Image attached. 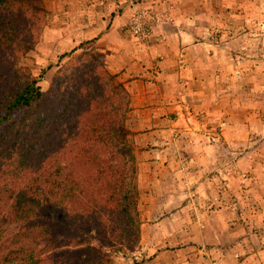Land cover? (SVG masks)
<instances>
[{"label": "rangeland", "instance_id": "374dc122", "mask_svg": "<svg viewBox=\"0 0 264 264\" xmlns=\"http://www.w3.org/2000/svg\"><path fill=\"white\" fill-rule=\"evenodd\" d=\"M104 1L107 0L102 2ZM108 1L106 5L110 4ZM248 1L250 5H253L255 0H225L223 4L218 5H216L217 2H213L214 6L207 8L208 16L213 17L210 18L212 20L210 29L217 36L225 38V41L231 42L229 57L231 56L230 59L234 60H230L232 66L228 70L231 76L226 75L225 78L220 80L216 78L212 82L216 88L221 86L220 89H226L227 95H230L225 110L233 116L234 121L227 129L230 132L225 133V136L222 137L224 130L220 124L217 125L216 121V125L209 127L212 133V136H209V142L201 141L206 145L210 144L214 148V151L208 155L209 161L212 163L211 166L201 167L202 177H198L196 174L199 168H195V166L182 167L183 160L185 162L193 159L197 160L201 155H194L189 151L188 153L185 152L188 144L194 143L191 136L178 137L174 134L173 138L170 137V140L171 138L174 139V144L178 147L169 143L164 144V147L168 148L166 154L163 155L165 158L155 157L156 155L152 154L155 157L154 161L163 159L166 162L165 167L150 168L148 166L141 171L138 170L134 184L131 187L129 206L132 217L140 228L139 240L135 244L134 250H131L128 246L134 235L133 227L126 225L125 221L117 219V216L115 222H110V220L108 222L109 217L112 216L110 215L107 216L106 222L112 226V231L108 233L107 229L101 231L102 229H98L95 225H80L82 229L77 227L68 228L70 233H66V235H64V228L60 229L59 233L54 232V239L62 241V245H64L60 248L59 253L55 255V258L60 257L61 259L54 260L64 264H92L89 255L98 257L99 249L102 247L100 243L104 245L102 251L107 254V257L112 258L115 264H147L152 259L160 257L161 254L165 255L166 251L177 252L182 249L184 241L181 244H176L172 237H177L178 240L182 241L189 234L193 235L192 232L185 231V227L188 226L191 230V220L195 219L197 221L198 219L199 215H196L195 207H200V202L195 200L194 192L197 190L198 184L203 182L204 186L200 187L199 191L207 204L201 202L204 208L210 207L212 204L211 199L214 201L218 199V197L214 199L216 192L221 193L225 187L227 190L231 188L238 193L237 196L228 199L229 206L243 213L241 219H245L249 225L244 227L247 237L243 242L244 245L238 249L237 252L239 253L237 255H241L240 259H264V40L262 38L260 42L259 36L257 43H261L262 51L260 50V53H256L254 49L248 52L239 48L240 45L244 47V43L246 46V42L249 43L250 41L249 38L241 42L238 41L239 37L245 35L244 33L249 34L259 31L264 37V7L260 9L262 16H259L256 10L258 8H255L254 13H252V15H255V12L258 14L255 19L256 23H254L255 20L251 23H244L243 16L247 17L248 12L246 11L248 7L245 8L244 6L248 4ZM71 2L73 4L69 6ZM141 2L142 0L127 2L128 5H125V7L130 10L132 3H135L142 8ZM92 3L95 5L101 2L97 1L95 3V0H92ZM238 3L240 6H238ZM72 6L73 9L76 8V1L48 0L45 3L48 11L47 15L38 18L28 14L23 18L16 17L17 21L13 25V31H15L14 34L17 33L18 39L11 45L0 47V113L6 109L7 104L12 101L17 93L22 92L33 81H37V86L41 88L47 97L34 109L19 112L14 117L17 119L16 125L30 128L31 123L37 118H44V126L51 124L49 130L55 131L52 135V141L55 140V142L59 141L61 133H68L70 130V126L63 123V120L61 121L68 113L67 107L74 103L73 111L75 112L87 108V102L84 101L83 94L79 95L77 93L78 87L76 84L79 83L81 74L88 73L90 75L92 73L93 76H97L100 70L96 67V70L92 72V67L98 60L102 63L104 61L103 57L94 50L97 40L95 35L93 37L89 36L88 41L79 42L77 40L81 27L78 20L84 18L82 11L86 10L83 9L80 13V9L73 11ZM89 11L91 14L86 17H93L99 12V8H91ZM72 12L76 15H73ZM107 13L109 11H106L105 16L108 15ZM131 14L133 15V13ZM251 18L254 19L255 16ZM93 21L95 23L96 19H92ZM3 30L8 32L10 29L3 27ZM227 38L229 39L226 40ZM250 43L255 47L254 40ZM29 46H33V49L25 52ZM240 51L243 54H240ZM86 53L90 55L82 57ZM104 64L107 67L105 62ZM78 66L83 67V70L75 71ZM110 73L117 76V81L123 84L129 94V98L123 95L125 99L121 101L122 105H120L118 98L116 105L122 106L117 116L121 119L126 115V125L130 130L128 121H130L131 112L133 111V97L126 83L117 74ZM87 81L89 82V79ZM139 97L142 96L139 95ZM129 100L130 104L126 105ZM137 105L138 110H140L142 103L138 101ZM216 105L221 110V104ZM127 108L129 110L126 111ZM62 113L64 114L59 119ZM136 114L137 116H144L143 111ZM219 114V112L214 113V115ZM244 117L246 118L244 119ZM244 121H246L245 126H243ZM239 123L242 126H239ZM178 125L180 124H173L171 128L177 129ZM56 128H62V131L54 130ZM17 130L21 131L20 135L26 136L29 134L28 129L18 127L11 128L9 132L13 136H17ZM6 136L4 134L1 141L2 145L8 144ZM212 139H216V141H210ZM16 140H18L17 137L13 142ZM129 140L137 154L138 149L135 145L134 134L129 137ZM223 142L228 144V152L222 151ZM205 168H208L207 171ZM157 174L160 176H156ZM224 174L227 178L224 176V180H222ZM213 176L216 177L213 178ZM209 178L211 179L207 180ZM208 181L212 184H209ZM224 181H227V184L230 182V186L225 185L223 187L222 184H218V182ZM165 183L167 184L162 186V192L167 194L166 189H169L172 192L170 199L157 198L158 196L165 197L158 191L156 192ZM189 194L191 195L189 196ZM184 203L189 207L183 213L184 222H181L182 217L180 215H176L174 218L172 217L171 221L162 225V229L152 227V225L158 223L160 218L170 217V214L164 216L159 211L164 212L165 209H168L175 213L177 209L184 207ZM235 218L238 220L237 216ZM178 222L181 223L177 226ZM256 225H258L257 229H255ZM250 226L254 227L248 230ZM10 228L20 229L19 226L13 225ZM80 239H86L87 242L80 244ZM166 239H169L170 242H163ZM42 247L44 246H40L39 249L42 250ZM185 247H188V244ZM172 255L174 256V253ZM178 257H180L179 254ZM3 263L8 264L6 260Z\"/></svg>", "mask_w": 264, "mask_h": 264}, {"label": "crops", "instance_id": "0c3cea01", "mask_svg": "<svg viewBox=\"0 0 264 264\" xmlns=\"http://www.w3.org/2000/svg\"><path fill=\"white\" fill-rule=\"evenodd\" d=\"M72 1H76L75 9H80V13L83 9L86 10L82 11L84 18L78 20L81 27L77 40L79 42L88 41L89 36H96L95 52L103 57L108 70L117 74L126 83L133 97V111L128 125L134 134L135 145L138 149L136 156L139 170L148 166L150 168L165 167L166 162L163 159L154 161L157 156L165 158L163 155L166 154L168 148L164 147V144L169 143L174 146L175 140L172 139L174 134L178 137L188 135L193 138L194 143L188 144L185 149L187 151H184L201 156L197 160L187 162L183 160L182 167L195 166L199 168L196 174L202 177L201 167L211 166L208 155L214 151V148L201 141L209 142V136H212L209 127L216 125V121L217 125L220 124L224 130L221 137L230 132L227 129L234 121L233 116L225 110L230 95H227L226 89L221 90V86H217L219 88L217 90L212 84L213 79L220 80L226 75L231 76V73H228L232 66L231 56L229 57L231 42L225 41V38L217 36L210 29L212 27L210 18L213 17H209L207 11L209 6H214L213 2H217L216 5H218L223 4L225 0H142V8L149 9L155 21L151 38L146 44H139L124 33V28L131 23L132 16L131 9L129 10L125 5L127 6V2L134 0H107L110 2L109 5H106L107 1L102 2L103 0H95V3L101 2L95 5L92 0ZM253 2V5H250L248 1V4L244 6L250 9L246 10L248 11L247 17L245 15L244 18L242 17L244 23L253 22L258 14L262 16L260 9L264 7V1L255 0ZM69 4L71 6L73 3ZM136 6L138 7L137 4ZM238 6H240L239 3ZM91 8H99V12L93 17H86L91 14L89 11ZM255 8H258L256 9L258 14L255 12V15H252ZM106 11H109L110 15L107 13L108 15L105 16ZM253 16H255L254 19L251 18ZM94 18L95 23L92 22ZM244 34L238 38V41L249 38V43L255 41V47L252 43L246 42V46L244 43V47L240 45L239 48L248 52L254 49L256 53H260L261 43L258 44L257 41L259 36L260 42L264 40L262 34L259 31ZM239 53L243 54L241 51ZM138 101L142 103L140 110L137 108ZM219 103L221 110L216 105ZM139 111H143V117L142 115L137 116L136 113ZM216 112L220 114L214 115ZM176 123L180 125L177 129H172L171 125ZM245 124L246 121L243 126ZM239 126L242 125L239 123ZM170 137H172L171 140ZM210 141H216V139ZM175 146L178 147V145ZM221 147L223 152H228V144L223 142ZM152 154L156 156L153 157ZM207 169L205 168L206 171ZM222 176V180L224 176L227 178L225 174ZM217 179L220 180L219 177ZM166 184L156 190L165 197L158 196L157 198L170 199L172 192L169 189H166L167 194L162 192V186ZM209 184L212 183L209 182ZM218 184L224 187L225 185L230 186L231 183L227 184V181H224ZM202 186L204 182L198 184L194 192L195 200L200 202V207H195L196 215H199L198 219L197 221L191 220V230L188 226L185 227V231L192 232L193 235L189 234L182 241L177 237H172L176 244L184 241L182 249L177 252L166 251L165 255L161 254L160 257L152 259L147 264H264V259H240L241 255H237L238 249L244 245L243 242L247 237L244 227L249 225L245 219H241L243 213L229 206L228 199L237 196L238 193L231 188L227 190L225 187L221 193L216 192L214 199L217 197L218 199L215 201L211 199V206L204 208L201 202L207 204L199 191ZM208 198L210 200L209 194ZM188 208L184 203V207L177 209L175 213L168 209L164 212L159 211L164 216L170 214V217L160 218L158 223L152 227L162 229V225L171 221L176 215H180L181 222H184L183 213ZM243 208L245 209V206ZM181 222H178L177 226ZM251 227L254 226L247 229L251 230ZM169 239L163 242H170ZM187 244L188 247H185ZM178 254L180 257L177 258Z\"/></svg>", "mask_w": 264, "mask_h": 264}, {"label": "trees", "instance_id": "16d2710c", "mask_svg": "<svg viewBox=\"0 0 264 264\" xmlns=\"http://www.w3.org/2000/svg\"><path fill=\"white\" fill-rule=\"evenodd\" d=\"M47 1L0 0V47L18 39L13 31L16 17L47 15ZM32 49L29 46L25 52ZM96 67L100 70L97 76L82 73L76 84L87 108L75 112L73 102L67 107L61 121L70 130L61 133L58 142L52 141L55 131L49 130L51 124L44 126V118H37L30 128L16 125L14 117L19 112L34 109L47 97L37 81L17 93L0 113V264L5 260L8 264H64L54 260L61 259L55 255L64 245L54 239L53 233L64 228L66 235L73 227L82 229L80 225H95L108 233L112 231L106 222L110 215L108 222H115L117 216L133 227L128 245L131 250L139 240L140 228L129 206L138 172L137 156L129 140L133 133L126 125V115L119 119L122 106L116 105L118 98L122 105L129 94L104 61L98 60L92 72ZM81 69L78 66L75 71ZM15 127L28 129L29 134L23 136L17 130V136H13L9 130ZM54 130L61 132L62 128ZM4 134L7 145L1 142ZM15 137L18 140L13 142ZM12 225L20 229H11ZM100 245L98 257L89 255L91 263L115 264ZM40 246H44L42 250Z\"/></svg>", "mask_w": 264, "mask_h": 264}, {"label": "built area", "instance_id": "2783aa9c", "mask_svg": "<svg viewBox=\"0 0 264 264\" xmlns=\"http://www.w3.org/2000/svg\"><path fill=\"white\" fill-rule=\"evenodd\" d=\"M152 19L153 17L148 11L137 10L129 30L138 39H144L150 34Z\"/></svg>", "mask_w": 264, "mask_h": 264}, {"label": "clouds", "instance_id": "9594fccd", "mask_svg": "<svg viewBox=\"0 0 264 264\" xmlns=\"http://www.w3.org/2000/svg\"><path fill=\"white\" fill-rule=\"evenodd\" d=\"M132 2V1H131ZM136 2V1H135ZM130 9H131V13H133V15L131 16V23L129 25H127L125 28H124V33L126 35H128L129 37H131L132 39H134L137 43L139 44H146L149 40H150V35L152 33V30H153V27H154V24H155V21H154V18L152 19V24L150 25V34L147 35V37H145L144 39H138L135 35H133L131 33V31L129 30L130 29V26L132 24V21L134 20V17H135V12L137 10H145V11H148L150 14H151V11L147 8H140V7H137L135 3H132V5L130 6ZM152 15V14H151ZM153 16V15H152ZM137 168H138V160H137ZM139 170V169H138Z\"/></svg>", "mask_w": 264, "mask_h": 264}]
</instances>
